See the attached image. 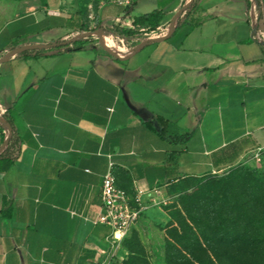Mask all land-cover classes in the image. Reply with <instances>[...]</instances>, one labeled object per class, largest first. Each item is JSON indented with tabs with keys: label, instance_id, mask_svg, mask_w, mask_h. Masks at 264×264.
Returning <instances> with one entry per match:
<instances>
[{
	"label": "crops",
	"instance_id": "obj_1",
	"mask_svg": "<svg viewBox=\"0 0 264 264\" xmlns=\"http://www.w3.org/2000/svg\"><path fill=\"white\" fill-rule=\"evenodd\" d=\"M189 1L138 0L130 10L110 0H0V58L94 24L134 28L155 10L165 13L157 31L169 32ZM260 2L257 39L255 0H197L168 39L133 55L59 45L0 63V117L20 143L0 168V264H100L109 227L94 219L111 160L121 188L163 192L264 145ZM7 134L0 121V155Z\"/></svg>",
	"mask_w": 264,
	"mask_h": 264
},
{
	"label": "rangeland",
	"instance_id": "obj_2",
	"mask_svg": "<svg viewBox=\"0 0 264 264\" xmlns=\"http://www.w3.org/2000/svg\"><path fill=\"white\" fill-rule=\"evenodd\" d=\"M100 29L84 32L97 31L83 38L81 51L105 50ZM111 30L129 47L158 33ZM156 198L124 243L125 259L110 264H264V243L253 242L254 218H264V145L225 170L172 183Z\"/></svg>",
	"mask_w": 264,
	"mask_h": 264
},
{
	"label": "built area",
	"instance_id": "obj_3",
	"mask_svg": "<svg viewBox=\"0 0 264 264\" xmlns=\"http://www.w3.org/2000/svg\"><path fill=\"white\" fill-rule=\"evenodd\" d=\"M121 5L131 6L134 0H110ZM105 30V29H104ZM158 30V29H157ZM155 30L154 32H158ZM105 44L121 55H129L140 43L135 42V38L131 47L125 44L126 39H122V45L116 41L119 38L118 33L110 32V36L106 35ZM168 32L156 33L151 38L167 35ZM125 51H122V48ZM115 162L110 161L109 168L104 175L102 185V207L98 215L94 219L96 224H104L110 228L105 238L107 257L101 261V264H110L113 259H125L124 241L130 237L134 227L138 224L139 219L145 214L146 210L159 201L156 195H161L160 188L144 189L135 185L131 190L121 188L117 184L114 174Z\"/></svg>",
	"mask_w": 264,
	"mask_h": 264
},
{
	"label": "trees",
	"instance_id": "obj_4",
	"mask_svg": "<svg viewBox=\"0 0 264 264\" xmlns=\"http://www.w3.org/2000/svg\"><path fill=\"white\" fill-rule=\"evenodd\" d=\"M137 1L138 0H134L133 4L130 6V10H132L133 8L136 7ZM255 1H256V6H257L258 11H259L258 26H257V29L254 31V35H255L254 37L257 39V34H258L257 30L261 26V17L262 16H261V2H260V0H255ZM196 6H197V0H194L192 5L178 18L179 25L183 21V19H186L187 17H189V15L196 8ZM164 17H165V13L163 11L155 10V11H152L150 13H146V14H143L141 16L135 17L134 18V28H123L120 26H116L115 29L119 30L120 33H122L123 35L131 37V36H134L140 32H143V30L141 29L142 27L146 28L144 30L146 32H151V31L157 30L160 27L161 22L164 19ZM86 40H88V38L80 39V40L72 43V45H67L66 49L68 51L84 50L86 48V42H85ZM262 45L264 48V42L262 43ZM96 48L97 47H94L93 49H96ZM27 52H29V51H24L23 53H27ZM157 120L161 121L162 118L158 117ZM7 121L12 126V135H11V138L9 140L8 145L6 146L5 151L0 155V168H2V169H6L12 163H14V161L18 158V155L20 152V143L15 138V135H16L15 125H14L13 121L10 120L9 118ZM153 123H154V121H153ZM159 132L161 135H165V132H166L165 128L163 127L162 129L159 130ZM180 138L182 139L183 137L180 136ZM4 211L5 210H3V212ZM253 226H254V229H256L254 232L253 242L258 241L259 243H264V218H262V219H257V218L255 219L254 218ZM126 240L124 241V243L126 242Z\"/></svg>",
	"mask_w": 264,
	"mask_h": 264
},
{
	"label": "water",
	"instance_id": "obj_5",
	"mask_svg": "<svg viewBox=\"0 0 264 264\" xmlns=\"http://www.w3.org/2000/svg\"><path fill=\"white\" fill-rule=\"evenodd\" d=\"M194 0H191L189 1L188 3H186L178 12L177 14L174 16L173 20H172V23H171V30L168 32L167 35H164V36H161V37H156V38H149L147 40H144L142 41L140 44H138L135 48V50L133 52H131L129 55H133L137 52H139L140 50H142L146 45L148 44H151V43H154V42H158V41H162V40H166L168 39L172 34L173 32L175 31L176 29V21L177 19L184 13L185 10H187L193 3ZM100 32L102 33V43L105 47V50H107L109 53H111L112 55H114L115 57L117 58H122L121 54H119L118 52H116L115 50L109 48L105 42H104V35H105V30L103 28L100 29ZM97 33V31H90V32H87V33H81L75 37H73L72 39H69V40H65L63 42H60V43H53V44H29V45H24V46H21V47H18V48H15L13 50H11L8 55L4 58H0V63L2 62H5L6 60L10 59L13 55L15 54H18L20 52H23V51H27V50H37V49H47V48H51V47H54V46H59V45H62V46H66V45H69V44H72L80 39H83L85 37H91V36H94L95 34ZM0 121L2 123H4L6 125V127L8 128V134L6 136V139L4 141V144H3V148L6 147L9 143V140L11 138V135H12V126L10 123H8L5 119L1 118L0 117Z\"/></svg>",
	"mask_w": 264,
	"mask_h": 264
},
{
	"label": "bare ground",
	"instance_id": "obj_6",
	"mask_svg": "<svg viewBox=\"0 0 264 264\" xmlns=\"http://www.w3.org/2000/svg\"><path fill=\"white\" fill-rule=\"evenodd\" d=\"M122 51H123V48H122Z\"/></svg>",
	"mask_w": 264,
	"mask_h": 264
}]
</instances>
